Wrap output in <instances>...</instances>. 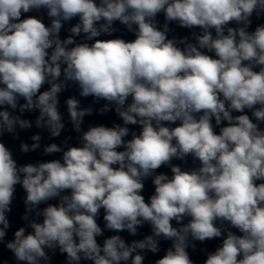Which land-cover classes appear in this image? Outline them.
<instances>
[{
  "label": "clouds",
  "instance_id": "clouds-1",
  "mask_svg": "<svg viewBox=\"0 0 264 264\" xmlns=\"http://www.w3.org/2000/svg\"><path fill=\"white\" fill-rule=\"evenodd\" d=\"M0 264H264V0H0Z\"/></svg>",
  "mask_w": 264,
  "mask_h": 264
}]
</instances>
